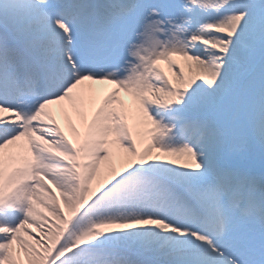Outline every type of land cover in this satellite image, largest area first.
Instances as JSON below:
<instances>
[{
  "label": "snow or ice",
  "instance_id": "snow-or-ice-1",
  "mask_svg": "<svg viewBox=\"0 0 264 264\" xmlns=\"http://www.w3.org/2000/svg\"><path fill=\"white\" fill-rule=\"evenodd\" d=\"M0 264H264V0H0Z\"/></svg>",
  "mask_w": 264,
  "mask_h": 264
},
{
  "label": "bare ground",
  "instance_id": "bare-ground-1",
  "mask_svg": "<svg viewBox=\"0 0 264 264\" xmlns=\"http://www.w3.org/2000/svg\"><path fill=\"white\" fill-rule=\"evenodd\" d=\"M99 87V86H98Z\"/></svg>",
  "mask_w": 264,
  "mask_h": 264
}]
</instances>
